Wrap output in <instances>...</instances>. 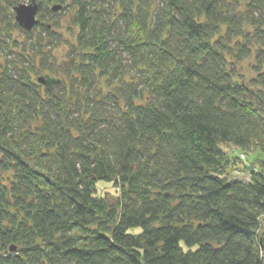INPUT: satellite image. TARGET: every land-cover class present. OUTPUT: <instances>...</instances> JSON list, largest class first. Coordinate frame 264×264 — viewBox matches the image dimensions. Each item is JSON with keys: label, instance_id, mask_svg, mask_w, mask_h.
I'll return each instance as SVG.
<instances>
[{"label": "trees", "instance_id": "obj_1", "mask_svg": "<svg viewBox=\"0 0 264 264\" xmlns=\"http://www.w3.org/2000/svg\"><path fill=\"white\" fill-rule=\"evenodd\" d=\"M36 1L75 10L73 88L0 72V264H264V0Z\"/></svg>", "mask_w": 264, "mask_h": 264}, {"label": "rangeland", "instance_id": "obj_2", "mask_svg": "<svg viewBox=\"0 0 264 264\" xmlns=\"http://www.w3.org/2000/svg\"><path fill=\"white\" fill-rule=\"evenodd\" d=\"M114 1V0H111ZM22 3L28 4V1H24ZM56 4L62 5L61 3L57 2ZM54 4V5H56ZM68 4V2H67ZM1 9H5V3L0 0ZM51 9V8H50ZM75 13L74 9H70L68 11H62L57 16L50 15L46 18L44 23L47 24V31H43L42 28L38 27L34 31L29 33H33V44L36 46V52H32V48L29 46L31 45V41L28 39L26 33L20 31L19 29L14 28V24H17L14 18H12L11 12L6 17L2 15L0 18V31H1V44H0V72L3 71V67L6 64L7 56L8 59L12 57L9 56V52H13L14 54H19L26 50V48L31 52L30 55L35 54L34 60L36 62L35 68L38 72V75L35 76V80H38L40 77L50 76L51 78H57L64 83L68 89L73 88L72 83V76L69 74V64L70 62L67 61L68 55L72 52L73 48L76 46V34L77 28L72 24L73 14ZM5 14V12H4ZM7 14V12H6ZM8 22L9 24L6 25L5 23ZM57 24V25H55ZM18 25V24H17ZM20 29H22L20 27ZM249 34H253L252 28L248 27L247 30ZM37 38L40 41H37ZM19 44V49L14 48V44ZM8 44V45H7ZM6 45L9 47L7 49ZM25 46V47H23ZM27 56V54L25 55ZM256 51H254L253 55L244 60L242 63L237 65L238 73L241 74L246 78V83L250 85V82L257 78L258 73L256 72L255 67L259 66V62L257 60ZM15 57V55H14ZM233 62V59H230ZM262 73H264V67L262 69ZM257 88L256 90H258ZM76 90V89H75ZM58 92V91H56ZM75 93V91H74ZM264 97V96H263ZM264 106V105H263ZM227 149V148H226ZM229 151L233 150V148L228 149ZM239 156H241L243 161L238 162V167L242 168L244 163L247 162V158L245 153L238 151ZM255 154L250 153L248 157L254 158ZM255 160V159H254ZM250 162V161H248ZM248 164V163H247ZM231 180H241V181H248L249 175H245L243 173H236L232 177ZM99 190L101 194L104 192H108L109 194L116 196V188L111 186L110 182H100L99 183ZM111 202H116L115 199L110 198Z\"/></svg>", "mask_w": 264, "mask_h": 264}, {"label": "water", "instance_id": "obj_3", "mask_svg": "<svg viewBox=\"0 0 264 264\" xmlns=\"http://www.w3.org/2000/svg\"><path fill=\"white\" fill-rule=\"evenodd\" d=\"M63 9L62 5H55L52 7V12L58 13ZM16 23L26 32L33 31V29L39 24L37 19L39 6L36 0H33L30 4H20L14 8ZM38 83L46 87H52L58 81L50 77L38 78ZM264 222V221H263ZM15 247H11L10 251L14 252Z\"/></svg>", "mask_w": 264, "mask_h": 264}, {"label": "flooded vegetation", "instance_id": "obj_4", "mask_svg": "<svg viewBox=\"0 0 264 264\" xmlns=\"http://www.w3.org/2000/svg\"><path fill=\"white\" fill-rule=\"evenodd\" d=\"M56 3H57L56 0H52V1H51V6H50V7H53V5L56 4ZM0 11L2 12V15L4 16V12H5V10H4V9H1ZM13 11H14V10H13ZM2 15L0 14V18H1ZM38 17H39V12H38L37 19H38ZM38 20H39V19H38ZM0 21H1V20H0Z\"/></svg>", "mask_w": 264, "mask_h": 264}]
</instances>
